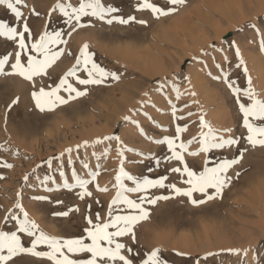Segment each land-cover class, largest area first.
Segmentation results:
<instances>
[{
    "label": "snow or ice",
    "instance_id": "obj_1",
    "mask_svg": "<svg viewBox=\"0 0 264 264\" xmlns=\"http://www.w3.org/2000/svg\"><path fill=\"white\" fill-rule=\"evenodd\" d=\"M186 2L137 0L135 10L147 11L153 19L160 20L177 13ZM0 6L6 7L14 18L11 24L0 20V38L12 46L0 53V77L12 76L24 82L28 86L31 110L40 114L55 112L86 97L92 87L110 86L121 79L119 72L96 61L95 53L87 43L79 48L78 53L71 51L68 45L74 33L93 28L97 22L149 26L148 20L138 19L136 15L125 18L119 14V8L106 5L104 0H55L43 17L34 7H29L27 0H0ZM33 16L44 20L39 31L30 23ZM54 17L62 21L61 26L52 27ZM246 28L252 31L248 42H258V51L264 53V20L259 23L249 21L237 31L243 32ZM228 51L233 53V59H229ZM64 57H71L74 63L57 80H53L50 70ZM191 63L199 64L201 71L207 70L208 77L225 87L243 131L236 135L233 128H216L205 119L202 110H191L199 105V100L195 99L197 93L191 87L181 91L183 83L191 85V76L173 72L171 79L165 77L154 84L155 92L163 97L165 107L170 110L168 127L150 115V109L157 112L163 109L158 108L150 92L145 91L142 94L145 99L138 101L139 107L130 108L129 114L122 116V122L117 125L125 129L124 136L113 131L91 142L85 140L74 148L67 147L36 165L33 174L43 166H47L49 171L36 176L34 183L30 182L28 174L23 177L24 186L39 189L30 196L32 201L63 205L52 215L71 220L79 214L83 227L78 234H50L30 215L23 203L21 189L16 193L12 208L6 209L0 219V264H169L160 247L147 251L134 247L139 243L138 225L150 218V206L173 197L187 198L193 206L222 198L233 179L239 178L240 173L233 176L231 169L240 163L249 146L264 147V91H258L254 85L240 43L222 38L219 46L210 44L192 54ZM241 76L244 83L240 82ZM185 96L192 99L180 104ZM19 102L20 97L16 96L5 108V131L8 114ZM194 116L196 120H192ZM144 121L150 122L160 135H150ZM192 125L197 126L198 132L185 139L184 135ZM125 137L159 145L165 149V154L153 156L149 152L146 156L135 146L130 147L129 139ZM193 144L198 145L195 150H191ZM113 145L119 160L112 183L115 196L108 203L106 212L94 211L93 204L98 208L103 205L90 188L94 187L97 193L109 191L107 186L100 187L97 177L102 169L101 160L113 151ZM0 149L8 151L4 145H0ZM89 149H92L91 153ZM217 151L234 154L216 160L214 154ZM128 153L151 159L153 167L148 169L149 173L161 166L165 173L154 178L131 173L125 167ZM13 154L19 155L18 152ZM200 156L203 160L199 168L189 164L187 157ZM91 160L95 161L94 165ZM66 165L70 166V176L65 171ZM13 167L8 161L0 160V169ZM170 174L179 184L170 181ZM0 179H3L2 175ZM62 190L73 193L78 201L83 202V209L79 203L67 205L64 200L53 198V193ZM161 190L168 194H157ZM194 194H199V198ZM176 255L190 254L177 252ZM218 257L227 258L226 262L221 260V264H264V252H258L251 245L206 251L203 256L191 257V261L192 264H217Z\"/></svg>",
    "mask_w": 264,
    "mask_h": 264
},
{
    "label": "rangeland",
    "instance_id": "obj_2",
    "mask_svg": "<svg viewBox=\"0 0 264 264\" xmlns=\"http://www.w3.org/2000/svg\"><path fill=\"white\" fill-rule=\"evenodd\" d=\"M104 2L108 6L119 8V14L125 18L136 15L138 19L148 20L149 26L136 23L108 25L97 22L93 28L81 29L74 33L68 47L74 53H78L79 48L87 43L90 50L95 53L98 63L120 73L119 82L110 86L92 87L86 97L47 114L31 110L29 94H16L21 96L19 107L14 106L8 114L7 131H5V108L16 97L14 81L11 80L13 78L15 80L16 77H0V145L8 149V151L0 149V160H6L14 165L11 169H0V175L3 176V179H0V219L6 209L12 208L17 199L16 193L23 189V203L30 215L47 232L53 235L63 232L78 234L84 223L81 216L77 214L71 220L54 217L52 213L61 210L64 206L32 201L30 196L39 189L24 186L23 177L28 174L31 177L30 182L34 183L36 176H43L49 171L47 166H43L33 174L32 170L36 165L50 156L58 155L67 147L74 148L85 140L91 142L113 131H118L124 136L125 129L118 128L117 125L122 122V116L129 114L130 108L139 107L138 101L145 99L142 95L145 91L150 92L157 107L163 109L162 112L150 109V115L164 127H168L170 110L165 107L163 97L155 92L154 84L163 81L165 77L171 79L173 72H182L191 76V85L183 83L181 86V91L191 87L197 93L195 99L199 100V105L191 110H202L205 119L214 127L233 128L236 135H239L243 129L239 127V117L227 90L221 83L208 77L207 70L201 71L199 64L191 63L192 54L198 53L201 48H207L210 44L219 46L222 38H226L229 42L238 41L254 85L258 91H264V53L258 51V42H248L252 36L251 30L246 28L243 32L237 31L249 21L259 23L264 20V0H187L177 13L160 20L153 19L147 11L137 12L135 10L137 0H104ZM27 3L43 17L55 0H27ZM25 11L27 13V10ZM0 20L10 24L14 22L12 13L4 6H0ZM30 23L39 31L44 20L33 16ZM61 25L62 21L54 17L52 27ZM11 47V44L4 43L3 38H0V53L10 50ZM126 48L130 50L126 51ZM130 51L131 56H128ZM227 54L229 59H233L231 51ZM72 63L74 60L71 57L62 58L58 62L61 65L58 68L60 75ZM7 80L13 81L12 84L10 85ZM240 82L244 83L242 76ZM191 99L192 97L185 96L179 103ZM196 119L197 117H192V120ZM143 123L150 135H160L150 122ZM197 132V126L192 125L184 138H191ZM125 138L129 139L130 147L135 146L146 156L149 152L153 156L165 154V149L159 145L143 139L136 142L131 138ZM197 147L198 145L193 144L191 150ZM98 149L102 150L100 146ZM114 149L113 145V151L107 158L101 160L102 169L97 177L100 187L107 186L109 191L97 193L94 187L90 188L103 205L102 208H98L93 204L94 211L106 212L108 203L115 196L112 183L115 170L119 167V160ZM91 151L92 149H89V153ZM15 152L19 155H14ZM233 154L217 151L214 158L219 160L223 157H231ZM73 155L75 157V153ZM187 159L191 166L195 165V168H199L203 156L187 157ZM133 160L135 162H131ZM90 163L94 165L95 161L91 160ZM76 167L79 168V163ZM125 167L133 174L149 175L153 178L165 173L163 166L149 173L148 169L153 167V161L134 157L132 153L127 154ZM65 171L70 176V166L66 165ZM237 172L240 173L239 178L233 179L222 198L193 206L187 198L173 197L150 206V218L138 225L137 237L140 243L134 247L141 251L160 247L169 264H192L191 257L203 256L206 251H217L228 247L251 245L258 252H264V189L262 188L264 147L249 146L240 163L231 169L233 176ZM169 179L179 184L174 175L170 174ZM157 194L168 193L161 190ZM52 195L54 199L64 200L67 205L79 203L82 209L84 207L83 202L78 201L73 193L62 190ZM194 195L199 198V194ZM177 252L190 255L182 257L176 255ZM221 260L226 262L227 258L218 257L217 264H221Z\"/></svg>",
    "mask_w": 264,
    "mask_h": 264
},
{
    "label": "bare ground",
    "instance_id": "obj_3",
    "mask_svg": "<svg viewBox=\"0 0 264 264\" xmlns=\"http://www.w3.org/2000/svg\"><path fill=\"white\" fill-rule=\"evenodd\" d=\"M226 2V1H225ZM223 4V3H222ZM217 8H219V7H217ZM223 9H224V7H223ZM79 42V41H78ZM2 44V43H1ZM81 45V44H80ZM3 46H4V44H3ZM1 48H3V47H1ZM127 49L128 48H126V51H127ZM131 49H133V48H131ZM128 50H130V49H128ZM126 51H125V53H126ZM131 51H133V50H131ZM131 51L128 53V56L130 55L131 56ZM133 53V52H132ZM126 58V57H125ZM134 60V59H133ZM59 66H61V65H56V66H54V68L52 69V70H50L51 72H52V79L53 80H57V78L60 76V70H58V68H59ZM8 78V77H7ZM11 80H13V81H11ZM10 80V82L8 81V83H10V85L12 84L11 82H13L14 84V87H15V95L14 96H16V94H19V95H26V94H29V91H28V86L24 83V82H22L19 78H16L15 80H14V78L13 79H11ZM3 89V88H2ZM11 96H13V94L11 95ZM11 96L9 97V98H11ZM18 96V95H17ZM19 97H21V96H19ZM7 100V99H6ZM9 100V99H8ZM21 105H23V104H21ZM16 106H18V105H16ZM19 107V106H18ZM18 107H16V108H18ZM22 107V106H21ZM3 116V115H2ZM233 126V125H232ZM14 131V130H13ZM14 134H16V133H14ZM250 150V149H249ZM226 155V154H225ZM224 155V156H225ZM255 155V154H254ZM229 156V155H228ZM224 158V157H223ZM193 165V164H192ZM194 167H195V165H194ZM158 174V173H157ZM262 176V175H261ZM263 178V177H262ZM254 182V181H253ZM262 183V182H261ZM259 185V184H258ZM262 188L264 189V184H262ZM227 194H229V193H227ZM226 194V195H227ZM206 213V212H205ZM78 224V223H77ZM76 224V225H77ZM80 226V225H79ZM82 226V225H81ZM74 227V226H73ZM75 227H77V226H75ZM83 227V226H82ZM74 229V228H73ZM63 231V230H62ZM61 231V232H62ZM74 231H75V229H74ZM66 232V231H65ZM62 234V233H61ZM63 234H76V233H64L63 232ZM140 243V242H139Z\"/></svg>",
    "mask_w": 264,
    "mask_h": 264
}]
</instances>
